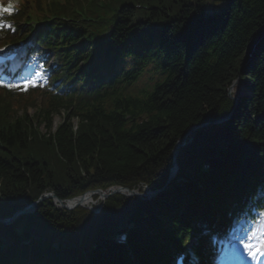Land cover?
<instances>
[{
    "label": "trees",
    "instance_id": "1",
    "mask_svg": "<svg viewBox=\"0 0 264 264\" xmlns=\"http://www.w3.org/2000/svg\"><path fill=\"white\" fill-rule=\"evenodd\" d=\"M22 10L49 20L37 39L96 94L0 89V218L45 192L65 202L113 185L163 189L110 193L98 214L46 198L0 223V264H169L189 230L213 229L264 190V0H26ZM235 79L250 95L229 115ZM186 133L176 161L190 176L166 184ZM130 216L136 227L116 245Z\"/></svg>",
    "mask_w": 264,
    "mask_h": 264
},
{
    "label": "snow or ice",
    "instance_id": "2",
    "mask_svg": "<svg viewBox=\"0 0 264 264\" xmlns=\"http://www.w3.org/2000/svg\"><path fill=\"white\" fill-rule=\"evenodd\" d=\"M0 11L7 12V13L11 14V12L13 11V6H12V4H9L7 7L0 6ZM2 26L3 25H0V27H2ZM26 83L30 86L33 85L32 81H27ZM7 87H20V85H7ZM245 247L249 249V254L253 255V256H255L256 253H258V252L264 251V233H261L260 240L258 241L257 245L247 244V245H245ZM254 247L256 249L255 252L251 251V249Z\"/></svg>",
    "mask_w": 264,
    "mask_h": 264
},
{
    "label": "water",
    "instance_id": "3",
    "mask_svg": "<svg viewBox=\"0 0 264 264\" xmlns=\"http://www.w3.org/2000/svg\"><path fill=\"white\" fill-rule=\"evenodd\" d=\"M210 1H219V2H229V3H230V2H233L234 0H210ZM254 46H255V45H253V46L250 48L249 53L252 51V49H253ZM231 97H232L235 101H237V98H236V97H235V98H234L233 96H231ZM185 137H186V135H184L182 139H184ZM180 145H181V144L178 143V144L176 145L175 149H174V161H173V164H175V162H176V160H175V155H176V153H177L178 148H179ZM170 178H171V176H170ZM170 178H169V179H170ZM112 191H113V192H123V193H127L123 188L112 189ZM129 194H134V192L131 191V192H129ZM49 196L56 197V196L52 193L51 195H50V194L45 195L43 198H46V197H49ZM83 198H84V196L79 197L78 199H79V201H81ZM57 200H58L59 203H62V201H61L60 199L57 198ZM39 201H41V199H39ZM62 206H64V207H68V206L63 205V204H62ZM14 217H15V216H12L10 219H0V222H3V223H10V222L14 219Z\"/></svg>",
    "mask_w": 264,
    "mask_h": 264
},
{
    "label": "rangeland",
    "instance_id": "4",
    "mask_svg": "<svg viewBox=\"0 0 264 264\" xmlns=\"http://www.w3.org/2000/svg\"><path fill=\"white\" fill-rule=\"evenodd\" d=\"M6 2H7V0H0V3H6ZM232 91H233L234 95H237L239 97H242L245 94V88L240 83H237V82H235L234 86L232 87ZM32 111H33V108H29L28 109L29 113H31ZM59 120H60V117L59 116H55L54 125L56 123H58Z\"/></svg>",
    "mask_w": 264,
    "mask_h": 264
},
{
    "label": "bare ground",
    "instance_id": "5",
    "mask_svg": "<svg viewBox=\"0 0 264 264\" xmlns=\"http://www.w3.org/2000/svg\"><path fill=\"white\" fill-rule=\"evenodd\" d=\"M91 199H92V196L89 195V194H87V195L83 198V200H81V201H82L83 204H86V203L90 202ZM74 202H75V200H72V201L69 202V204H73ZM88 204H89V203H88Z\"/></svg>",
    "mask_w": 264,
    "mask_h": 264
}]
</instances>
